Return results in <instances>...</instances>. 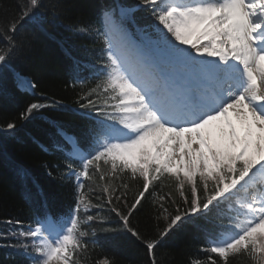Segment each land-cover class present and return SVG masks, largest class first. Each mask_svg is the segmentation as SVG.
<instances>
[{
  "label": "snow or ice",
  "instance_id": "6c2138e0",
  "mask_svg": "<svg viewBox=\"0 0 264 264\" xmlns=\"http://www.w3.org/2000/svg\"><path fill=\"white\" fill-rule=\"evenodd\" d=\"M52 27L91 41L81 50L93 61L60 46L72 86H94L71 103L39 93L17 119L44 122L46 142L31 139L63 155L54 167L74 180L73 203L0 220V248L27 264H121L96 238L112 234L142 244L146 264H171L158 250L191 227L204 243L189 264H264V0L102 3L88 21L69 19L64 0H0V82L37 95L15 64ZM19 130L0 124L5 137Z\"/></svg>",
  "mask_w": 264,
  "mask_h": 264
},
{
  "label": "trees",
  "instance_id": "16d2710c",
  "mask_svg": "<svg viewBox=\"0 0 264 264\" xmlns=\"http://www.w3.org/2000/svg\"><path fill=\"white\" fill-rule=\"evenodd\" d=\"M4 2L9 4L12 0ZM114 2L134 6L138 0H64L69 19L78 18L83 21L94 18L102 3ZM143 15L140 12L136 13L137 21L141 25L146 23L141 19ZM49 32L52 34L51 37L38 38L33 53L27 59L16 61L15 64L17 71L34 79L38 85L37 95L32 96L30 93L18 91L11 75L7 80L0 82V124L16 119L20 129L15 138L5 137L0 133V220L12 217L27 223L41 212L45 204L47 211L57 215L67 213L73 203L70 193L74 180L59 179V173L54 167L59 164L61 169L64 168L63 155L59 152L54 154L45 152L31 139L35 136L46 142L44 122L37 119L21 124L17 119L19 112L30 101L42 99L39 93L71 103L82 88L94 86V82L91 81L76 84L75 88L72 86L69 75L70 60L60 46L63 42L65 47L74 50L77 57L93 61L91 51L81 50L82 48L91 50L93 48L91 41L84 37H72L63 28L52 27ZM95 47L98 48L99 45ZM45 163L53 166L52 176L48 175L49 169L44 168ZM17 167L27 170L29 178L19 177L16 173ZM138 221L142 233L146 227L151 232V227L146 225L143 215L133 217V226H137ZM111 236L112 234H99L96 238L109 253L115 254L121 264H146L148 257L142 244L134 238L117 241ZM203 243L204 234L189 227L168 239L163 251L158 250V254L164 255L171 264H189V258ZM0 264H27V261L13 248H0Z\"/></svg>",
  "mask_w": 264,
  "mask_h": 264
},
{
  "label": "bare ground",
  "instance_id": "6f19581e",
  "mask_svg": "<svg viewBox=\"0 0 264 264\" xmlns=\"http://www.w3.org/2000/svg\"><path fill=\"white\" fill-rule=\"evenodd\" d=\"M40 98H42L41 96H39ZM19 193H20V190H19Z\"/></svg>",
  "mask_w": 264,
  "mask_h": 264
}]
</instances>
